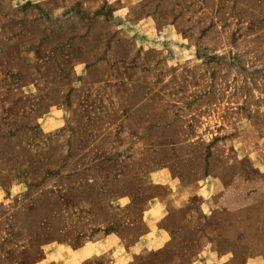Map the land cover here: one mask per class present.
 <instances>
[{
	"label": "rangeland",
	"instance_id": "374dc122",
	"mask_svg": "<svg viewBox=\"0 0 264 264\" xmlns=\"http://www.w3.org/2000/svg\"><path fill=\"white\" fill-rule=\"evenodd\" d=\"M104 240L264 264V0H0V264Z\"/></svg>",
	"mask_w": 264,
	"mask_h": 264
},
{
	"label": "crops",
	"instance_id": "0c3cea01",
	"mask_svg": "<svg viewBox=\"0 0 264 264\" xmlns=\"http://www.w3.org/2000/svg\"><path fill=\"white\" fill-rule=\"evenodd\" d=\"M173 198V195H171L169 198L161 200L164 201L165 204L167 205H173L174 202H168ZM156 208L150 209L147 213H151L153 217L154 210ZM158 210V209H157ZM148 217V214H147ZM150 222L153 224L155 223L154 220H150ZM154 228L149 229V231L145 234V236H148ZM155 238H157L160 233L157 232L158 230H155ZM156 241V240H155ZM101 246H95V245H90V244H85L84 246L74 249V248H69L65 247L63 249L57 247L53 249V251L49 254V256H53V264H85L87 261L92 259L93 257H96V255H100L101 253L104 254L107 251H110L112 253L113 258L115 257V260L111 262V264H118L122 262L124 259H128V257L132 254L135 253L138 249L140 250L141 248L148 247L151 244H148L146 242L141 243L139 245H136L134 247L129 248V251L126 253L125 256L121 253V247L117 242H113L111 245H107L106 240L101 242ZM93 250V253L90 256H85V253L87 250ZM100 253V254H99ZM227 256V255H226ZM126 264H131L129 260H127Z\"/></svg>",
	"mask_w": 264,
	"mask_h": 264
}]
</instances>
